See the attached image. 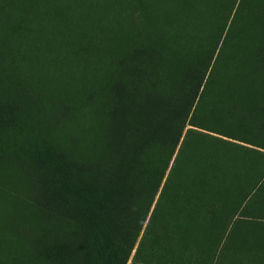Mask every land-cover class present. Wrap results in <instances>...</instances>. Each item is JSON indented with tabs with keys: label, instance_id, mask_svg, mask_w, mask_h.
I'll return each instance as SVG.
<instances>
[{
	"label": "rangeland",
	"instance_id": "rangeland-1",
	"mask_svg": "<svg viewBox=\"0 0 264 264\" xmlns=\"http://www.w3.org/2000/svg\"><path fill=\"white\" fill-rule=\"evenodd\" d=\"M128 116L164 176L111 218ZM0 264H264V0H0Z\"/></svg>",
	"mask_w": 264,
	"mask_h": 264
},
{
	"label": "trees",
	"instance_id": "trees-1",
	"mask_svg": "<svg viewBox=\"0 0 264 264\" xmlns=\"http://www.w3.org/2000/svg\"><path fill=\"white\" fill-rule=\"evenodd\" d=\"M128 118L131 121L132 117L128 116ZM133 123L134 121L121 122L118 126L119 132L124 137L132 138L131 144L127 142V138L121 141L116 139V136H112L109 157L99 156L98 161L93 166L95 174L92 176V189L101 195L100 200L105 198L108 206L107 211L111 218H121L134 206L138 209L139 218L143 217L148 212L152 202L150 197L158 192L164 176V173L156 172L151 180H147L145 178L147 174L146 165L149 160L140 157L137 167H133L135 152L137 151H132L136 146L140 151L147 153L155 141L153 140L154 136L160 132L162 121L160 120V123L155 122L153 126L146 128L147 136L135 135L134 132L130 134ZM118 148L123 151L119 154L122 155V159L109 160L112 157L111 154ZM141 206L144 207L143 213L140 210Z\"/></svg>",
	"mask_w": 264,
	"mask_h": 264
},
{
	"label": "snow or ice",
	"instance_id": "snow-or-ice-1",
	"mask_svg": "<svg viewBox=\"0 0 264 264\" xmlns=\"http://www.w3.org/2000/svg\"><path fill=\"white\" fill-rule=\"evenodd\" d=\"M178 139H179V137H178Z\"/></svg>",
	"mask_w": 264,
	"mask_h": 264
}]
</instances>
